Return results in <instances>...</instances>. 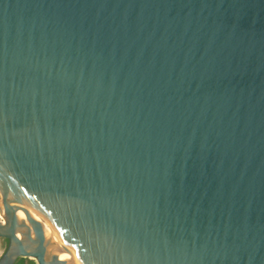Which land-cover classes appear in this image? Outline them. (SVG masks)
<instances>
[{"label":"water","instance_id":"obj_1","mask_svg":"<svg viewBox=\"0 0 264 264\" xmlns=\"http://www.w3.org/2000/svg\"><path fill=\"white\" fill-rule=\"evenodd\" d=\"M11 197L80 264H264V0H0V264H66Z\"/></svg>","mask_w":264,"mask_h":264},{"label":"bare ground","instance_id":"obj_2","mask_svg":"<svg viewBox=\"0 0 264 264\" xmlns=\"http://www.w3.org/2000/svg\"><path fill=\"white\" fill-rule=\"evenodd\" d=\"M10 201H12L15 205L18 219L30 222L33 217L42 224L46 237L52 239L55 244V246L49 247L48 251L57 254L59 259L66 264H80L66 245L62 243L51 224L42 215H40L29 202L20 200L18 197H11ZM21 203L27 207L28 211L22 207L23 205ZM0 220H2L1 215Z\"/></svg>","mask_w":264,"mask_h":264},{"label":"flooded vegetation","instance_id":"obj_3","mask_svg":"<svg viewBox=\"0 0 264 264\" xmlns=\"http://www.w3.org/2000/svg\"><path fill=\"white\" fill-rule=\"evenodd\" d=\"M2 241H3V244L5 245V247H6V240H3V239H1ZM23 261V263L24 264H35V262L34 261H32L31 259H24V258H19V259H17L16 260V262H15V264L18 262V261ZM26 260H29V261H26Z\"/></svg>","mask_w":264,"mask_h":264},{"label":"rangeland","instance_id":"obj_4","mask_svg":"<svg viewBox=\"0 0 264 264\" xmlns=\"http://www.w3.org/2000/svg\"><path fill=\"white\" fill-rule=\"evenodd\" d=\"M4 249H5V245L3 244V241L0 239V256L2 255ZM26 261H29V260H26Z\"/></svg>","mask_w":264,"mask_h":264},{"label":"trees","instance_id":"obj_5","mask_svg":"<svg viewBox=\"0 0 264 264\" xmlns=\"http://www.w3.org/2000/svg\"><path fill=\"white\" fill-rule=\"evenodd\" d=\"M16 264H24L23 261H18Z\"/></svg>","mask_w":264,"mask_h":264}]
</instances>
